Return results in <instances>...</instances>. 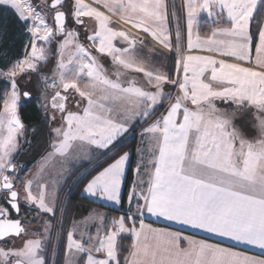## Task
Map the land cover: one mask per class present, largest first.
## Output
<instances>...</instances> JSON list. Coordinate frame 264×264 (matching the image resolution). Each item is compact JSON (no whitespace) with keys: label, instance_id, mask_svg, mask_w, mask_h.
<instances>
[{"label":"snow or ice","instance_id":"6c2138e0","mask_svg":"<svg viewBox=\"0 0 264 264\" xmlns=\"http://www.w3.org/2000/svg\"><path fill=\"white\" fill-rule=\"evenodd\" d=\"M95 3L102 4L111 15L85 0H74L69 14L59 10L65 7L66 0H52L56 25L53 28L31 0H0V6H10L26 25L31 22L27 27L31 51L26 49L25 56L14 61L7 71L0 69V77L10 86L0 111V192L6 193L5 201L17 216L21 214L20 194L14 189L12 178L5 175L9 169L15 171L11 156L18 147L17 136L24 129L19 114L21 97L31 96L26 91L21 93L17 77L39 71L38 63L47 62L48 52L38 46V41L50 44L59 34L64 39L58 49V79L50 86L59 84L65 92L74 90L87 100V107L83 114L67 111L65 102L69 97L60 91L52 96L50 106L66 113L65 125L52 129L58 139L51 145L53 152L44 158L45 164L55 156L63 158V163L86 146L109 149L129 130L133 119H147L161 106L166 113L145 129L151 134L148 164L152 168L147 173V189L142 187L144 181L139 179L138 165L137 180L127 197V216L112 218L108 227L103 216L93 217L98 227L95 236H87V246L83 242L85 233L81 232L80 240L73 238L74 225L67 234L68 251L86 253L85 264H120V238L131 233L133 241L125 264H264V259L184 237L144 221L147 212L264 249V28L258 32L259 43L255 48L257 68L245 67L212 55L184 54L179 29L174 47L166 0H95ZM258 7L264 9V0H187L188 52L199 49L235 61H250L253 39L250 27ZM225 10L231 26L215 27L210 35L202 37L198 31L200 12L218 22ZM69 15L78 25L84 24V17L94 19L97 28L87 36L93 47L111 57L115 65L143 73L153 90H146L134 80L125 86L120 82V72L116 73L117 79H111L97 57L79 41V33L67 27ZM113 15L119 17V22L150 35L165 49L174 47L177 58L173 76L145 67L137 47L144 40L128 29L111 27ZM117 40L126 46L117 47ZM66 52L71 53L67 62ZM42 79L48 83L47 76ZM81 79L88 80L83 88L78 83ZM166 85L174 86L179 94L165 91ZM217 100L230 102L234 107L219 108ZM117 104L122 117L119 120L113 118L114 109L110 106ZM48 106L42 105L45 109ZM249 109L253 110L258 133L255 139H247L235 124L238 114ZM128 160L127 152L116 158L86 184L85 193L120 204ZM33 183L31 179L25 182L24 202L54 215L56 209L48 202L47 185H39L38 193L33 194ZM9 215L7 208L0 207V239L27 232L21 219H11ZM44 232L50 238V225L44 226ZM182 239L187 241V247L181 246ZM42 251L44 241L28 239L20 249L0 248V264H13L10 258H14V264H46L40 255ZM93 252H103L104 258L95 257ZM66 264H71V260Z\"/></svg>","mask_w":264,"mask_h":264},{"label":"rangeland","instance_id":"374dc122","mask_svg":"<svg viewBox=\"0 0 264 264\" xmlns=\"http://www.w3.org/2000/svg\"><path fill=\"white\" fill-rule=\"evenodd\" d=\"M37 1L48 4L50 0H31V3L33 6L37 8V11H40L45 15L47 23L53 27L52 18L45 11L39 9L36 6V5H39ZM169 3H170V8L173 9L172 17H173L174 25L176 27L175 34H174L175 43H176V32H177V29H179L182 48L187 49L186 47L187 45V0H169ZM185 5H186L185 14L184 13L182 14V12L184 11ZM176 10H177V13H175ZM67 12L69 14L71 13V11L68 9H67ZM69 16L71 17V15ZM91 20H93V22H91L90 27H89L91 28L88 31L89 35H92L93 32H95L96 30L95 20L94 19H91ZM226 20L227 21L229 20L227 17L226 10L224 11L222 18L218 22L216 18L209 17L206 12L201 11L198 17L199 34L202 37H207L208 35L211 34V30L215 27H230L231 24L229 23H226V25L223 24V21H226ZM29 26H31L30 21H29ZM69 29H71L70 26H69ZM58 37L56 35L50 44L38 41V46H43L48 52L47 62L38 63V69H39L38 72H27L17 77V84L19 85V89L21 93L25 91L29 92L31 94V98H33L34 101L36 102V105L42 116V122L40 124L41 125L40 127L34 126V125L31 126L27 124L24 125V129L22 133L17 136L18 147L16 151L12 153V156H11V164L16 166L15 171H13L12 173H9V176L12 178V181L15 183V188H17L21 192L25 190V182L30 179L34 181L33 188H32L33 194L38 193L39 185H47V194L49 197L48 202L52 206H54L56 211L54 215L49 214V213H44L43 211H40L35 206L27 205L24 202V200H22L24 199V197H22L21 201L24 202L23 203L24 207L21 209V214L19 215V217L22 219L23 223L25 224L27 232L19 237L10 236V237L5 238L4 240H0V248L20 249L24 246V243L26 240L40 239L44 241V249H46L47 251L46 253L48 254L47 256H45L42 253H40V255L44 257L46 264H56L59 253L63 254L64 256L62 255V261H59L58 264H66V262L69 259L71 260V264H85L86 259H87L86 253L76 254V253H70L68 251L67 234L70 231H73V227L75 225L76 230L74 232L73 238L75 240H80L81 232L85 233L83 242L87 246L88 245L87 236L88 235L95 236L96 230L98 227V221H93L92 219L93 217L97 215L103 216L105 218V227H108L110 226V220L112 218H118L121 215L127 216L128 214L127 209L129 208V204H128V199L126 197L124 198L123 191H124L125 184L127 181L128 173L130 171V168H133V175L131 179L132 181L129 187V192H130L131 186L133 185L134 181L137 180L136 169L138 165L140 166L139 179L142 181H145L144 172L146 173L147 162L145 163L142 162L141 164L139 160L143 158L145 161V158H150L149 149L151 147H147L146 144L145 145H142V144H144V142L146 141L150 142L151 134L147 133L145 137L139 140L138 142V149L136 153L139 156L138 157L139 160H137L136 162L137 167L132 166L133 165L132 153L127 152L129 153V160L125 166V173L122 179L121 203L115 204L113 202L103 200L99 197L90 196L85 193L84 191L86 187L85 186L82 191V194L86 196L88 199L93 200L96 204H93L91 212L86 217L81 218V219H72V221L70 222V225L68 224L63 225L64 218H65V212L63 210H59V208L57 207L60 194H63L64 196L67 193L71 183L74 182L80 175H82L83 171L88 166H91L92 164L99 162L102 159V157L105 155L106 151L114 148L115 147L114 145H116L122 139L129 138V137H135L136 133L134 134V132H136L137 128H139L138 126H141L142 125L141 123H143L144 120L146 119L145 118L133 119L129 124V130L126 133L122 134L120 137H118L117 140L114 142L112 146H110L109 149H100L95 145L86 146L83 150L75 153L73 157L67 159L63 163H61V160L63 158L59 156H55L47 164H45L44 158L48 156L49 153L53 152V148L51 147V145L58 139L57 136L53 133L52 129L65 125V120L63 119V117L66 115V113H60L58 115V112L52 109V107L50 106V102L52 98L51 96L53 94L55 95L57 91H60L61 94L65 93V94L71 95V99H73L74 101L72 105L71 104L67 105L66 107L67 111L83 114V110L87 107V100L85 98H81L79 94L76 93L74 90L69 89L67 92H65L59 84H57L56 87L50 86L54 79H58V74L56 71L57 61L59 60V55H58L59 46L58 48L56 46ZM252 43H253V39H252ZM84 45L85 47L91 50L92 55L97 57L98 61L107 70V74L109 75L111 79H117L116 73L120 72L122 73V75L120 76V82L124 84L125 86H127L129 81L134 80L137 83V85L144 87L146 90H153L148 86L146 77L143 75V73H139L135 70H125L121 68L120 66L115 65L111 57L98 53L95 47H93L92 42H88L87 44L85 43ZM117 46H120V45L117 44ZM137 47L139 49L141 48V51L144 52V54H141V51L139 50L140 53H138V55L141 59L144 60L145 67L148 70L159 69L161 71L168 73L169 76H173V74L175 73V61L177 58V54L173 56L172 54L168 53L167 63H166L165 58H164L165 56L164 54H162V51L154 50L150 52L149 51L150 48L146 45L145 42L142 46L138 44ZM196 50L197 49L192 50L191 53H189L187 50V52H185L184 54L212 55L216 57L217 59H224L229 62H239L240 63V61H235L230 57L221 56L218 53H215L217 54V56H215L214 52H207L204 50L196 51ZM30 51H31V47L29 48L28 52ZM147 52H148V56H147L148 58L144 56V55H147ZM154 53L156 55H154ZM70 55L71 53L69 52L65 53V62H67ZM151 56L152 57L154 56V58L151 59ZM148 59H150L151 62H149ZM156 62H160V65H157ZM44 76L48 77L47 84H45L42 79V77ZM36 77H37V80H36ZM78 83L80 84L81 88H83L84 85L88 83V80L81 79L78 81ZM7 90H10V86ZM165 91H171L174 93V95L179 94L178 90L174 86H170V85L165 86ZM76 101H79L78 105L76 104ZM23 103H24V97L22 96L21 101H20V108L23 105ZM45 103H48L49 105L46 109L42 107V105H44ZM216 104H217V107L219 108L231 109L234 107V105H232L230 102H225L222 100H217ZM110 106L113 107L114 109L112 113L113 118L118 119V120L122 119L119 113V105L117 104V105H110ZM20 108H19V113H20ZM2 110H3V107H2ZM248 111H250L251 116H252L253 110L251 109ZM49 116H54L55 119L50 120L48 118ZM154 120H155V117L150 122L148 121L147 123H144L145 128H147ZM235 124L237 127L241 128L242 130H245V131L248 130L250 131L249 133H252V134L254 133L255 135H258L254 127V124H255L254 119L246 118L245 112L242 114H238V117L235 120ZM5 134H6V131H5ZM244 135H245V132H244ZM35 159H36V163L32 167V161ZM143 165H144V168H141ZM42 168H43V171H41ZM5 195L6 193L0 192V207L7 208L10 214L9 218H11L13 217L14 214L11 211V209L6 205L7 202L4 199ZM134 204H135V201H133V205ZM108 208H115L121 211L122 213L115 212L112 209L110 210ZM132 211L133 212L135 211L134 206L132 208ZM45 225H50L51 227L50 238H49V235L44 232ZM130 234L131 233H125V234H122V236L130 235ZM61 241H63V244H61ZM93 255L97 258L102 259L104 258L105 254L103 252H100V253L93 252ZM10 259H13V263H14V258H10Z\"/></svg>","mask_w":264,"mask_h":264},{"label":"trees","instance_id":"16d2710c","mask_svg":"<svg viewBox=\"0 0 264 264\" xmlns=\"http://www.w3.org/2000/svg\"><path fill=\"white\" fill-rule=\"evenodd\" d=\"M38 2V1H37ZM39 5H36L39 9L46 11L45 8L47 4L44 2H38ZM264 9L258 7L257 12L254 14V19L251 22L250 32L253 37L252 46L255 47L256 41L258 39V32L264 24ZM27 27H29V22L26 25L25 22L21 21L18 18V14L14 9L10 6H0V69L7 71L8 68L12 66L14 61L22 59L30 48V40L31 36L27 31ZM37 80V77H36ZM35 80V81H36ZM9 88L8 82L0 77V111L3 107V100L5 98V92ZM65 94V93H64ZM68 95V94H67ZM162 107L157 108L154 115L148 117L141 123V126H138L135 137H129L122 139L118 142L115 147L106 151L105 155L102 159L88 166L74 182L71 183L67 193L63 196L60 194L58 200V208L59 210H63L65 212V218L63 225H70L72 219H81L86 217L92 210L93 204H96L93 200L88 199L86 196L82 194V191L88 181L94 177L99 171L105 168L109 163L113 162L116 158L122 155L125 152L132 153L133 161L135 159V143L137 141V137L139 135L138 131L142 130L145 127L144 123L150 122L154 117L162 115L165 113V109ZM20 116L27 125H34L40 127L42 122L41 113L36 105V102L33 98L26 99L24 98V103L20 108ZM139 129V130H138ZM133 175V168H130L128 173L127 181L124 188V198L128 194V190L130 187L131 179ZM24 202L20 201L21 209L24 207ZM8 207L9 205L6 204ZM10 208V207H9ZM11 209V208H10ZM112 209L115 212L122 213L121 211L115 208ZM12 211V209H11ZM13 212V211H12ZM50 217V216H48ZM138 223V219H137ZM154 223V222H153ZM159 225L158 223H154ZM133 241L132 235H124L120 238V264H125L124 258L127 256L128 251L131 247ZM63 244V241H61ZM46 249L42 251V254L47 256ZM61 253L58 254L57 263L62 261ZM64 256V255H63Z\"/></svg>","mask_w":264,"mask_h":264},{"label":"crops","instance_id":"0c3cea01","mask_svg":"<svg viewBox=\"0 0 264 264\" xmlns=\"http://www.w3.org/2000/svg\"><path fill=\"white\" fill-rule=\"evenodd\" d=\"M73 2H74V0H66L67 6H68V10H70V11H72ZM166 2L168 4V27H169V30L172 33V43H173V46L175 47L174 34H175L176 27L174 25L173 17H172L173 9L170 8L169 0H166ZM85 3H89L93 7H97L101 11H104L106 14L111 15V13H108L107 9H105L102 4L95 3V0H85ZM185 9H186V5H185V8H184V11L183 12L181 11L182 14L183 13L185 14ZM175 13H177V12H175ZM70 18H71L72 24L74 25L72 28L75 29L79 33V41L81 43H83V44H85V43L87 44L88 42H91V41H89L87 39V36H89L88 31L91 29V28H89L90 24H91V22H93V20H91L92 18L84 17L83 18V20H84V24L83 25L76 24L74 19L72 17H70ZM112 19H113L114 23L111 24V27L117 28V29L124 28V29H128L131 32L135 33V35L138 38L144 40V42L146 43V45L150 49L162 51V54H164V56H165L164 58H165V62L166 63H167V54L168 53L172 54L173 56L176 55L174 47H173V50L165 49L163 46L159 45L158 42H156L150 35L144 33L142 30H137L135 28H132L130 25L123 24L122 22H119V17L118 16L113 15ZM226 23L230 24V21L229 20L228 21L227 20L223 21V24L226 25ZM85 28H87V31L85 30ZM95 28H97L96 21H95ZM262 28H264V24L261 27V29ZM63 38L64 37L62 35H59L58 41L56 43L57 48L59 46L58 43H60L63 40ZM258 43H259V41L257 39L255 47L254 48L252 47V53H251L252 59L250 61H240V63H242L243 66L257 68V66L255 65V56H256L255 48L258 45ZM89 44H91V43H89ZM117 44L120 45V46H117V47L126 46L124 43L120 42L119 40H117ZM138 50L141 51V48L140 49L138 48ZM198 50L199 49H197L196 51H198ZM140 51H138V53H140ZM183 51L185 53V52H187V49H183ZM141 54H144V52L141 51ZM154 55H156V54L154 53ZM144 56L146 58H148L147 57L148 56V52H147V55H144ZM215 56H217V54H215ZM152 58H154V56L153 57L151 56V59ZM148 61L151 62L150 59H148ZM156 64L160 65V62H156ZM257 70H260V69H257ZM249 110H251V109H249ZM160 116L161 115L155 117V119L159 118ZM245 117L253 119V116H251L250 111L245 112ZM145 129L146 128L143 127L142 130H139V135H138L137 141L135 143V145H136L135 146V156H134L135 159L133 161V165H132L133 167H135V166L137 167V163L136 162H137V160H139L138 159L139 156L136 153V151L138 149L139 140L143 139L145 137V135L147 134L145 132ZM242 131L245 132V135H246L245 137L247 139H255L258 136V135H255L254 133L253 134L249 133L250 131H248V130L247 131L242 130ZM145 144L147 145V147H151V144H150L149 141L148 142L147 141L144 142V144H142V145H145ZM148 160H149V158H145V161H144V159L143 160L142 159L139 160L141 164H142V162H144V163L147 162V169L145 168L146 169V173L144 172V175H145L144 180L145 181H144V183L142 185L144 189H147V187H148L149 177H148L147 173L152 168V165L148 164ZM35 163H36V159L32 161V167L35 165ZM141 168H144V165ZM18 191H19V194H20L19 200L21 201L22 197L26 196L25 190L22 191V192L20 190H18ZM127 192L129 193V190ZM127 197H128V194H127L126 198ZM22 200H24V199H22ZM144 221H145L146 224H150V225H152L153 227H156V228H165V229H169V230L174 231V232H179L184 237H191V238L196 239V240H205V241H207L209 243L218 244V245H220L222 247H226V248H231V249H233L235 251H239V252L244 253L246 255L256 257L258 259H264V249H261L260 247L255 246V245H251V244H248V243H245V242H238V241H235V240H233V239H231L229 237L221 236V235H219L217 233H211V232H208V231L203 230V229L194 228V227H191L189 225H183V224H181L179 222H176V221L167 220L164 217L153 216V215H151V214H149L147 212L144 213ZM153 222L154 223H158L159 225H156ZM137 227H139V223H137ZM180 243H181L182 247H187V241L186 240L182 239L180 241ZM127 256H128V254H127Z\"/></svg>","mask_w":264,"mask_h":264},{"label":"flooded vegetation","instance_id":"af4514ba","mask_svg":"<svg viewBox=\"0 0 264 264\" xmlns=\"http://www.w3.org/2000/svg\"><path fill=\"white\" fill-rule=\"evenodd\" d=\"M50 2H52V0H50L49 2H48V4H47V6H46V8H45V12L48 14V15H50V17L52 18V20H53V28H55L56 27V25H55V22H54V14H55V9H53V8H51L50 7ZM67 9H68V6H67V3H66V5H65V7H63V8H60L59 10H64V11H66V13H68L67 12ZM67 27L69 28V26H70V28H72L74 25L72 24V21H71V18H70V16H68V19H67ZM78 27V26H77ZM73 29V28H72ZM57 36H59V34L57 35ZM54 95V94H53ZM52 95V96H53ZM62 95H67V94H62ZM51 96V97H52ZM68 97H69V100L68 101H66L65 103H66V107H67V105L68 104H71L72 105V103H73V99H71V95H67ZM53 109V108H52ZM54 110H56V112H58V115L61 113L59 110H57V109H54ZM13 217H14V215H13Z\"/></svg>","mask_w":264,"mask_h":264},{"label":"water","instance_id":"95a60500","mask_svg":"<svg viewBox=\"0 0 264 264\" xmlns=\"http://www.w3.org/2000/svg\"><path fill=\"white\" fill-rule=\"evenodd\" d=\"M51 3L52 2H50V7H51ZM52 8V7H51ZM62 11H64V10H62ZM66 12V11H65ZM67 22V21H66ZM25 98V97H24ZM30 98H31V96H30ZM26 99H29V98H26ZM21 117V116H20ZM21 120H22V122H23V124L25 125V122L23 121V119L21 118ZM13 165V164H12ZM13 171L11 170V169H9V171H7L6 173H5V175H8L9 176V173H12ZM13 185H14V189L15 190H17L18 191V189L17 188H15V183L13 182ZM19 192V191H18ZM8 204V203H7ZM20 208H21V206H20ZM12 211H13V213H14V217H11V219H17V218H19V219H21L19 216H17V214L14 212V210L12 209ZM21 221H22V219H21ZM22 223H23V221H22ZM10 237V236H9ZM14 237H17V236H14ZM7 238V237H6ZM5 238H3V239H0V240H4ZM14 264V263H13Z\"/></svg>","mask_w":264,"mask_h":264}]
</instances>
